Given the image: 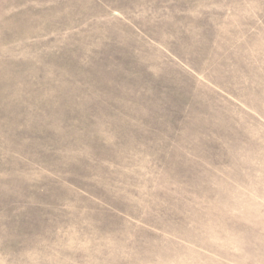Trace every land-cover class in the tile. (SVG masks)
<instances>
[{
    "label": "rangeland",
    "instance_id": "374dc122",
    "mask_svg": "<svg viewBox=\"0 0 264 264\" xmlns=\"http://www.w3.org/2000/svg\"><path fill=\"white\" fill-rule=\"evenodd\" d=\"M0 264H264V0H0Z\"/></svg>",
    "mask_w": 264,
    "mask_h": 264
}]
</instances>
